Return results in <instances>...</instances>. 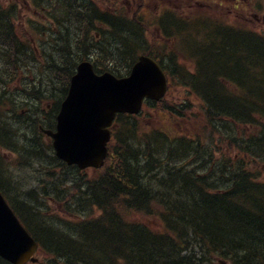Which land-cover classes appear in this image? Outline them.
I'll return each instance as SVG.
<instances>
[{"label":"trees","instance_id":"trees-1","mask_svg":"<svg viewBox=\"0 0 264 264\" xmlns=\"http://www.w3.org/2000/svg\"><path fill=\"white\" fill-rule=\"evenodd\" d=\"M46 2L57 31L40 54L15 35L14 9L0 5V146L27 158L28 169L47 166L65 189L58 197L64 194L66 212L78 217L51 224L36 205L43 199L11 202L47 264H264V174L257 169L264 168V39L205 32L193 50L196 73L167 60L172 80L205 106L206 128L197 137L148 132L140 118L121 115L107 167L68 178L39 126L53 128L78 64L92 57L97 72L123 77L141 54L153 53L143 49L140 20L83 0ZM171 107L164 103L184 119V110Z\"/></svg>","mask_w":264,"mask_h":264},{"label":"water","instance_id":"water-1","mask_svg":"<svg viewBox=\"0 0 264 264\" xmlns=\"http://www.w3.org/2000/svg\"><path fill=\"white\" fill-rule=\"evenodd\" d=\"M166 91V76L149 57H141L124 79L109 73L98 76L89 63L82 64L63 102L57 133L47 132L57 157L81 169L100 168L108 155L109 127L116 114H138L145 98L158 101ZM36 249L0 194V255L13 264H25Z\"/></svg>","mask_w":264,"mask_h":264},{"label":"rangeland","instance_id":"rangeland-1","mask_svg":"<svg viewBox=\"0 0 264 264\" xmlns=\"http://www.w3.org/2000/svg\"><path fill=\"white\" fill-rule=\"evenodd\" d=\"M15 1V0H13ZM19 2L22 4L21 7V11H22V18L18 19V21L20 22L19 25L16 27H18L19 32L16 33L18 35H26L28 39L31 40V36L29 34H26V28H27V18L29 17L30 19L35 18V16L33 15V13H29L30 9V5L28 3V1L26 0H19ZM105 4L101 3V7L102 8H106V7H113L114 1L113 0H106L104 2ZM214 3H210L208 7L204 8V10L206 11L207 15H209L211 18H213V20H215L217 23L219 21V18L223 15H229L230 19L228 20L227 23H231L234 22L236 20V18L234 17V15H231L224 7H223V12L220 13L219 9L217 10L216 8H214L215 4ZM0 5H4V6H8L10 5L8 3V1L6 0H0ZM216 7V6H215ZM28 8V9H27ZM26 10V11H25ZM27 12V13H26ZM29 13V14H28ZM147 19H149L150 21V16H146ZM253 18V17H252ZM227 19V18H224ZM37 20V19H36ZM254 20H257L256 18ZM253 25L255 27H258L259 24L257 21H255L253 23ZM219 27V26H218ZM148 31H152L153 30V25L149 24L148 26ZM30 37V38H29ZM188 91H186L184 88H179L177 90H172L171 92V96L169 97L168 100V104H171L172 106H174L175 108H180L181 104L183 102H186L187 104H189V108L185 111L184 114V119L181 118H173L172 116H170L168 113H157L156 110H151V109H146L144 110L142 116L140 117V119L143 121L144 123V129L148 130V127H153V126H157L158 128H162V129H171L173 130V132H176L179 130V127H183L185 133L187 134V136H190L191 132H198L201 128L204 129L206 128L205 125V121L203 122V110L200 108V103L193 97V96H188ZM188 96V99H187ZM164 107V104L161 105V109ZM237 130H240V127H235ZM166 129V130H167ZM243 131H247V129L245 127H242ZM195 132V133H196ZM249 132V131H247ZM202 139H207L206 135L203 134ZM209 140V139H208ZM215 143L216 146L213 149L216 152V156H220L221 155V147L217 146L219 145V140H217V138H215ZM223 150V149H222ZM12 158V156H11ZM235 159V157H234ZM10 161V163H14L13 159H8ZM9 164V163H8ZM253 165V164H251ZM6 166V165H3ZM11 165L9 164L8 167V172H9V177L10 179L14 180V181H18L20 182L19 187L16 189H14V187H10V191L9 194L12 196V198L16 199L17 198H26L23 191H28L30 189H33L36 187V184L32 182H34L37 179H40L42 181H45V175L44 173L41 172H34L31 173L30 171H23L21 169H17L14 168L15 163L10 167ZM258 170H260L263 174H264V168L257 166ZM12 169V171H11ZM70 171V170H67ZM90 173L92 171H89ZM71 175H68L67 177H74L77 178L78 176L70 173ZM53 197H55L53 195ZM58 197V196H57ZM56 201H51L50 203H48L47 206H43V209L46 211V215L50 216V219H48L47 221L51 224H64V223H60L58 222L59 220L56 218H53L54 215H48L49 213H51L52 211L57 210L58 206L55 204ZM61 216H64L63 214ZM70 215H66L67 218L72 219L71 217H69ZM65 217V216H64ZM58 220V221H57ZM152 224H156L155 221H151Z\"/></svg>","mask_w":264,"mask_h":264},{"label":"flooded vegetation","instance_id":"flooded-vegetation-1","mask_svg":"<svg viewBox=\"0 0 264 264\" xmlns=\"http://www.w3.org/2000/svg\"><path fill=\"white\" fill-rule=\"evenodd\" d=\"M191 1H194L196 5L201 7L207 3L203 0H155V4H165L163 11L172 12L173 14L178 12V9L182 10L184 7H190ZM215 4L216 8L219 9L220 13L223 12V7L237 19V23L242 24L243 28H250L249 24L258 22L259 26L257 29L264 31V0H206ZM144 11L148 10V7L143 8ZM253 17V18H252ZM158 18V15H157ZM257 20H254V19Z\"/></svg>","mask_w":264,"mask_h":264},{"label":"bare ground","instance_id":"bare-ground-1","mask_svg":"<svg viewBox=\"0 0 264 264\" xmlns=\"http://www.w3.org/2000/svg\"><path fill=\"white\" fill-rule=\"evenodd\" d=\"M249 108H251V107H249Z\"/></svg>","mask_w":264,"mask_h":264}]
</instances>
